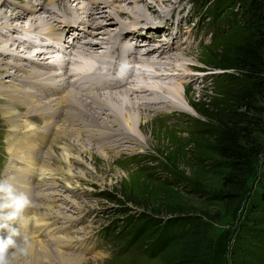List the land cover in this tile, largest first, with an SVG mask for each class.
Returning a JSON list of instances; mask_svg holds the SVG:
<instances>
[{
	"label": "rangeland",
	"instance_id": "1",
	"mask_svg": "<svg viewBox=\"0 0 264 264\" xmlns=\"http://www.w3.org/2000/svg\"><path fill=\"white\" fill-rule=\"evenodd\" d=\"M39 1L33 0L32 2L35 3H32L31 0H0V17H2L0 40L9 39L7 42H0V50H3L0 51L1 85L13 80L10 78L7 65L9 61L15 60L10 58L12 56L9 53L17 55L18 52L21 57L31 54L24 45L19 44L16 48L12 37H19L21 31H28L30 28L51 29L48 25H53L50 14L53 8L47 3L55 4L62 11L65 8L63 3L65 0H54V2L46 0L43 7L47 8L48 13L44 14L38 7L35 14L28 15L27 11ZM205 1L120 0L119 6L115 8L113 5L109 13L104 14L111 18L105 25L108 35H112L108 42L110 46H114L111 47L113 52L122 45L120 38L116 39L118 36L115 34L118 32L132 26L140 29L142 26H163L165 31L161 30L158 35L159 40L156 38L157 41L153 43L166 44L163 39L174 41L171 43L172 46L175 45V50L166 52L167 55L165 54L161 63L167 65L169 62L173 66L170 70L177 69L181 73L185 68H189L193 75L180 81L183 98L178 106L180 105L181 110L172 113L162 110L163 106L160 105L159 100L166 101L169 98L166 97L167 93L163 88L158 98L150 93L144 95L145 101H149L146 103L147 106L151 104L148 109L137 110L142 119L145 115L151 117L146 120L147 122L142 121L140 128L141 133L148 140L147 143L142 144L144 147L128 139L126 131L122 129L123 124L120 126L116 124L115 117L120 116L121 113L124 115L127 107L123 101L112 100L110 96L104 97L105 106L99 105V107L95 104L94 98L85 99L88 104L87 110L80 105L76 111L81 117L77 116L74 110L71 115L69 114L71 117L68 124L57 120L62 126L74 125L83 145L78 146L76 142L69 140L70 145L67 143V148L71 150H68L71 155L67 162H58L56 156H62V149L52 144L53 136H51L49 139L51 144L47 143L38 156L42 155V164L46 161L52 165L54 168L52 172L55 175L52 176L53 174H49L47 170L41 173L40 163L37 162V172H35L39 177L31 188L32 192L29 196L36 195L33 206L38 208L35 212L40 211L39 214L44 215L43 219L48 220L49 224L59 226V237H67V242L61 243L63 253L86 257V261L82 260L78 264H190L192 257H196L198 264L201 262L202 264H264V242L254 240L249 232L253 227L255 232L261 233L264 240V216L262 217L260 212L255 210L259 208L255 206L258 203L264 205V153L256 161L254 172L248 179L244 193L235 199L221 196L224 194L222 179L228 169L215 145L216 134L219 131L217 117L223 116L227 110H235L261 119L255 135L260 137L259 141L264 149V135H262L264 98L256 103L255 114L248 113L245 106L236 102L235 95L246 83L239 78V73L223 68L232 63L235 46L241 44L248 36L242 28L241 22L244 17L242 6L223 4L216 7L217 0ZM87 3L90 8L84 9L80 14L85 21L95 7L93 0H87ZM48 8L51 10L49 11ZM120 9L123 13L119 11ZM20 12L23 16L18 17ZM117 13L121 14L119 18L116 17ZM215 14L217 18L213 19L212 15ZM56 15L60 14L56 12ZM31 17H38L40 20L31 23L29 21ZM60 17L63 19V15ZM93 20L94 24L98 23L96 19ZM18 21H24L23 25L17 23ZM96 29L92 24L86 30L90 36H94V40L100 42L99 35L95 34L98 33ZM100 36L106 39L105 36ZM96 37L98 39H95ZM102 45L104 44H100L101 47ZM88 50L83 51V55L81 53L84 61L88 58L90 61L93 60V55H89L91 50ZM100 52L99 50L97 54L102 61ZM155 55L151 57L152 60ZM184 55H186L184 61L178 59L179 56ZM143 58L141 57V62ZM117 59L124 60L115 58L113 62ZM90 61L82 66L86 67L87 64L90 66L99 60H93V63ZM139 66L144 67L143 62ZM162 71L157 72L162 74L160 73ZM18 76V73L15 74L16 78ZM30 77L29 74H25L22 77L23 81L19 82V87L24 88L26 92L36 86ZM140 77L134 73L131 79L141 87V89L137 86L130 89L131 94L133 93L132 99L135 98L134 92L146 89L147 85L144 88ZM145 77L147 78L148 75ZM150 80L149 78L146 81ZM152 81L157 80L152 79ZM12 82L16 80L10 83ZM175 83L177 81L174 77L169 76L160 80L158 84L161 87H169ZM140 103L141 101L138 102ZM152 103L156 104L154 110L149 108ZM114 104H122V107L119 105L109 114ZM117 110L122 112L119 111V114ZM40 115L33 118L38 120L41 118ZM57 116L59 114L56 112L54 117L57 119ZM42 123H33V125L43 130L40 129L45 126ZM93 125L98 129L115 130L119 134V139L116 138L113 145L109 143L112 142L115 134H104L107 139L96 140V134L101 133L97 132L98 129ZM9 130L12 131L2 113L0 102V173L5 165L7 169L9 168V161L11 163L7 145ZM19 132L23 131L19 130ZM12 134L13 140L15 137ZM50 149L55 159L47 157L44 160ZM83 149L89 153H83ZM97 149L101 150V153H107L108 160L104 159ZM68 171H72L73 174H68ZM4 178L8 177L3 176ZM42 205L45 208H41ZM35 212L32 214L37 215ZM254 216L258 219V224L252 221ZM182 220L185 226L179 227L177 224L171 226V222L177 223ZM32 225L35 226L33 221ZM195 227L199 230L201 238L194 236ZM40 236L37 238L33 236L30 243L41 240ZM41 261L43 264L53 263L51 258H43Z\"/></svg>",
	"mask_w": 264,
	"mask_h": 264
},
{
	"label": "bare ground",
	"instance_id": "2",
	"mask_svg": "<svg viewBox=\"0 0 264 264\" xmlns=\"http://www.w3.org/2000/svg\"><path fill=\"white\" fill-rule=\"evenodd\" d=\"M32 1L33 0H31V2ZM50 1L54 2V0H50ZM76 1L74 0V2H76ZM93 1L95 3L94 9L92 10V12L89 15L87 14L88 15L87 21L81 19V22H82L85 30L87 29V27L89 25H92V24H93L94 28H97L96 31H98V33L96 32L95 34L99 35L98 37H99L100 42H97L96 40H94L93 39L94 36H90L89 33L87 32V30L82 31L79 35H77L75 37V39L77 37H79V40H81V43L84 47L83 49L81 48V50H80L82 52L79 51L80 54L82 53V55H83L84 54L83 51H89L88 49H90L91 52L89 53V55H93L92 56L93 58L92 57L91 58L94 61H96L98 59L99 62L101 63V66H99L94 73L92 70V66L94 64H92L90 66H88L89 64H87L88 67L82 66L83 64H86V62L90 61L89 58L84 63H81L79 66H76L77 69L75 71L77 74H74V75L63 74V76L60 77V76L52 75L50 73V67L37 66L38 68H41L42 70L36 69L34 62H23L22 57L18 52H17V55H13V54L9 53L10 56H12L10 58L14 59L15 61L11 60L8 62L9 63L7 65L9 67L8 71L10 74V78L13 79L11 81L16 80V82L10 83L11 82L10 81L6 85L0 84V102H1L2 113H3L4 117L6 118V120H8V123L10 124V127L12 129V131L9 130V138L7 139L8 151H9L10 157H11V163L9 161L10 166L8 169H10V167L14 165L13 160L15 158H18L20 160L24 159V161L30 162L31 165L37 164V162H38V163H40V166H41V167H39V168H41V170H40L41 173L43 171L47 170L49 174H53L52 176H54L55 174L52 172V171H54V168L52 167V165H50L46 161H44L42 164V160H41L42 155L38 156L39 155L38 150L43 148L40 146V144L42 146H44L47 143L50 145L51 143H50L49 139H51V136H53L52 144L57 145V147H59V149H62V156L61 157L59 155L56 156L58 158L57 159L58 162H62V163H64V161L67 162L68 161L67 159L71 155L68 152V150L69 151H71V150L69 148H67V145L69 144V140L76 142V145H78V146H82L83 143H81V141L79 139L80 136L78 134V131L75 129L74 125L72 127L67 126V125L62 126V125L58 124L57 120L59 122L63 121L64 124H68L69 118L71 117L70 115L73 113L74 110L75 111L78 110L80 108V105H82V107H84V109L87 110L86 108L88 107V104L85 102V99L87 100L88 98H94L95 104H97L98 107H99V105L105 106V104H104L105 99H103V98L106 96H110V98L112 100L123 101L127 107V111L124 114L125 117H123L124 116V115H122L123 113H121L120 116H116V117L114 116L116 118V120H115L116 124L119 126L121 124H123L122 129H124V131H126L125 134L128 136V139L130 141L133 140L134 143L135 142L140 143V145L142 147H144V145H142V144L147 143L148 140L141 133L140 128L144 122H147L146 120H149V118H151L150 116L146 117V115H145V118L142 119V117H140V114L137 113V110L148 109L147 107L151 105L150 104L147 106L146 103L149 101H147V100L145 101V99L143 98L144 95H146L147 93H150V95H153L154 97L158 98L161 95L160 90L163 88V90L167 93L166 97H169V98L166 101L159 100L160 105L163 106V107L160 106V108L162 107L163 111H169L171 113H172V111L181 110L180 105L178 106L179 101L181 102V100L183 98V95L181 94V90L183 89V87H182V82H180V81L185 79V77L190 78V76L193 75L192 70L189 68H185L184 71L182 70V73L177 69H173V71H172V70H170V68L173 67L172 64H170L168 62L167 65H165V64L163 65V63H161V62H163V59H164L166 52H173L175 50V47H174L175 45L172 46V43H171L174 41L169 42L166 39L162 40L164 42H167L166 44L154 45L153 42L157 41L156 37H159L157 34L156 35L152 34L151 38H144V42L147 44V46H145V47H144V43H142V44L140 43L141 41H139L140 38H138L137 34H136L137 35L136 41L131 42L128 46L124 45V44H122V46H121V55L125 56L124 60L131 59L132 53L138 54L139 62H141L140 61L141 57L142 58L144 57L142 59L144 67L143 66H141V67H143V69H148V72H149L148 77L151 79L150 81L147 82L146 80L149 79L148 77L147 78L145 77V76H147V74H144V72H142L143 74H140L139 72H137L138 75L141 76L140 79L142 80V82L144 84L143 85L144 88L146 85L149 88L146 86V89L142 88V89H144L143 91L139 90V91L134 92L135 98H133V99L131 98L133 93L131 94L130 89H134L133 86H130L129 84L123 82L122 80H117V79H114L113 83L119 90L114 91V92H108V93H104V94H98L96 92H93V90H95L96 88L90 87V85L92 84V81L89 82L81 90H76L75 92H70V93L65 91L66 88L70 87V85L67 82L68 79L75 78V81L83 80L86 77L82 76V75H88V74L93 73L92 79L94 80L98 76V74L104 69V65H103L104 62H101L100 59L98 58L99 54H97V52L99 50L101 51L100 52V56H101L100 58H102L103 61H108L112 58V49H111L112 46H110V44L108 42L110 36H112V35H110V36L108 35V30L106 29V25H105V23H107L108 19H111V18H108L104 15L105 13H109V8L105 5V2L106 1L111 2V3L115 2V5H114L115 8L117 6H119V4H121V3H119L120 0H111V1L110 0H93ZM35 2H32V3H35ZM45 2H46V0H40L38 2V4H33L32 8L29 11H27L28 15L29 14L30 15L35 14L38 7H40V11L42 10L44 14L48 13V11L46 10L47 8L43 7V4ZM76 3L77 4L75 6L81 4L79 2H76ZM47 4L48 5L49 4L55 5L52 3H47ZM50 10L51 9H49V11ZM119 11L123 13V10L120 9ZM22 14L23 13L20 12L18 17L23 16ZM50 14H51V18L53 20V25H51V26L54 27V28H52L50 26L51 29H47V31L50 30V31H48V33L50 35H52L50 40L53 42L54 45L60 44L62 46V49H65L66 51L71 50L73 48V46L68 45V43L65 44V38L67 36L65 37L64 35H69L71 33V31L73 29H75L74 26L68 25V24L65 26H61L63 19H61L60 15H56V11H54V9L51 11ZM93 15H95V16L93 17ZM119 15L121 16V14L117 13L116 17L119 18ZM130 15H132V14H130ZM84 16H85V14H84ZM1 18L2 17H0V19ZM93 19H96L98 21V23L94 24L95 21ZM136 19L140 20L141 18H136ZM37 20H40V19L38 17H34V18L30 19L29 21L31 23H34ZM49 21L51 22V20H49ZM23 22L18 21L17 23H20L23 25ZM156 26L157 25H154L151 27L147 26L148 28L142 26V29H147L148 31L155 32V30L157 29V28H155ZM153 28H155V29L153 30ZM137 29H138L137 27H133L131 29V32H135ZM28 30H31V28ZM164 31H165V27L162 30V32H164ZM151 32H149V33H151ZM99 33H101V34H99ZM20 34L21 33H19V35ZM17 35H15V36H17ZM100 35L105 36L106 39H104ZM115 35H117V34H115ZM98 37H96L95 39H98ZM122 37L123 36L120 33L119 37H117L116 39H118V38L123 39ZM14 38L15 37H12V40L15 41L16 48H17V45H19V44L24 45V46L27 44H31V42L29 40L19 41V40L14 39ZM116 39H114V40H116ZM8 40L9 39L5 38V39L0 40V42H2V41L7 42ZM119 41H121V40H119ZM115 42H117V41H115ZM100 44H104V45H102V47H101ZM112 45H113V43H112ZM114 45H115V43H114ZM7 49H9V47ZM144 49H145V51H144ZM146 49H147V51H146ZM0 51H3V50H0ZM153 54H156L154 57V59H156V60H154V59L152 60L151 57L153 56ZM94 55L97 56V58ZM36 56L40 57L41 55L36 54ZM185 56L186 55L179 56L178 59L181 58L184 61V58H186ZM148 57L151 59H149ZM95 58H96V60H95ZM92 61H90V62L93 63L94 61L93 62ZM112 63H110V64H112ZM4 64H6V62ZM105 64H107V62H105ZM30 65H32L33 67ZM22 66H24V67H22ZM73 66H74V64H73ZM155 66H157L158 68H156ZM159 66L161 68H159ZM25 69H28V70H25ZM161 70H163L162 72H160L162 74H159V72H157V71H161ZM21 71H23V73H20ZM0 73L2 74L1 70H0ZM17 73L19 74V76L16 78L15 74H17ZM25 74H29L33 79V83H36V86H34L35 88L33 89V90H35V92H33V93L26 92V90L24 88L19 87V85H20L19 82L23 81L22 77ZM149 75H151V76H149ZM42 76H44V77L42 78ZM133 76H134V72L132 73L131 77H133ZM169 76L174 77V79H175V81H177V83L172 84L171 86L169 85V87H161L158 84L160 82V80H164L165 78H168ZM152 79L157 80V81H152ZM141 80H139L140 83H141ZM133 81H135V80H133ZM29 82H31V80ZM164 84H165V81H164ZM136 86L141 89L139 84ZM132 92H133V90H132ZM137 93H140V94H137ZM121 97H124V98L121 99ZM128 97H130V98H128ZM101 99H103V100H101ZM143 99H144V101H145L144 103L146 105H144ZM137 100L141 101V103L138 104L139 101L137 102ZM109 102L110 101H108V103ZM106 105H108V104H106ZM119 105L117 104L114 107H111V109L109 110V114L113 113L115 111V109L118 108ZM106 107H108V106H106ZM155 107H156V104L152 103V106L149 108H152V110H154ZM134 108H136V109H134ZM160 108L159 109L157 108V109L160 110ZM21 109H23L24 111H22ZM119 109H121L123 111L122 108H119ZM119 111L117 110V112H119ZM122 111H120V112H122ZM56 112H57V114H59V116H57V119L54 117ZM120 112H119V114H120ZM34 113L39 114V115L41 114L42 117L37 120V119L33 118ZM48 113H50L51 116H49ZM76 113H77V116H80L78 111H76ZM101 114H104V112H101ZM96 120H98V119H96ZM140 120H141V122H140ZM142 121H143V123H142ZM41 122H43L42 125H45L43 128H40L43 130H39L35 125H33V123H41ZM93 127L97 128L96 125H93ZM19 130H21L23 132L20 133ZM113 131L111 129H106V130L98 129L97 132H99L101 134H96L97 135L96 140H98V138L101 141L107 139V137L104 134H115V137L113 138L112 142L109 143V145L111 143L113 145L114 140L119 137L118 132H116L115 130H113ZM40 132L42 133V135H40ZM11 134L13 135V137H15L13 140L11 139ZM15 139H16V141H14ZM100 140H98V141H100ZM120 141L121 140H119V142ZM135 144H137V143H135ZM83 150H84L83 153L88 152V151H86V149H83ZM100 151L98 150V152H100ZM52 153H53V151H52V149H50L47 152L46 157H44V160L47 157L54 158L55 156L52 155ZM100 154L102 155V157L104 159L107 158V160H108L107 153L105 154L103 152L102 153L100 152ZM43 174L45 175V173H43ZM68 174H73V173H72V171H68ZM53 178H55V177H53ZM47 181H48V179H47ZM13 182H14L15 186L18 188V190L25 192L28 196L32 192V190H30L25 185L19 183L17 180L11 181V183H13ZM32 197H33L32 195L29 196L30 200L33 202L34 200H32ZM52 201H53V199H52ZM52 206H54V205H52ZM37 208H38V206L34 205L33 207L32 206L28 207L25 210L24 216L28 218V221H27V227L22 229V230H24V232H25L24 234H26L28 236L30 241H31L33 236L37 238L40 235H41L40 236L41 240L30 243L31 244L30 253L27 257L22 258L21 264H43L41 261V259H43V258L44 259L45 258H47V259L51 258L52 262H53L52 264H78L82 260H85L86 257H84V256H72V255H67V254L63 253L64 251H63V246H61V243H63V244L66 243L67 237L66 238L59 237L58 236L59 226L57 227L55 224H49L48 220H44L43 219L44 215L39 214L40 211L35 212V210ZM41 208H45V207H43V205H42ZM33 212H35V214H37V215L39 214L40 216L38 217L37 215H34V214L31 215V213H33ZM32 221L35 223V226L32 225ZM68 240H70V239H68ZM50 244H52V245L50 246ZM67 250H68V248H67Z\"/></svg>",
	"mask_w": 264,
	"mask_h": 264
},
{
	"label": "trees",
	"instance_id": "3",
	"mask_svg": "<svg viewBox=\"0 0 264 264\" xmlns=\"http://www.w3.org/2000/svg\"><path fill=\"white\" fill-rule=\"evenodd\" d=\"M208 1L210 0L205 2ZM223 4L242 6L244 17L241 23L248 36L241 44L235 46L232 63L223 66V68L239 73V78L246 83L241 91L235 94L236 102L245 106L248 109L247 112L253 115L257 110L256 103L264 98V0H217L215 5L218 7ZM216 16L217 14L212 15L213 19H216ZM217 121L219 131L216 134L215 145L228 169L222 179L224 194L221 196L236 199L244 193L248 179L254 172L255 163L264 153L263 146L259 141L260 137L255 135L257 127L261 124V119L235 110H227L223 116L217 117ZM262 135H264V131ZM255 206L259 207L255 210H258L263 217L264 205L258 203ZM253 210L251 209V211ZM252 221H255L254 224H258L256 217ZM175 224L179 227L185 226L184 220L177 221V223L171 222V226ZM197 227H195L194 236L201 238ZM249 232L254 240L264 242L261 233L255 232L253 227ZM190 264H198L196 257L190 259Z\"/></svg>",
	"mask_w": 264,
	"mask_h": 264
},
{
	"label": "clouds",
	"instance_id": "4",
	"mask_svg": "<svg viewBox=\"0 0 264 264\" xmlns=\"http://www.w3.org/2000/svg\"><path fill=\"white\" fill-rule=\"evenodd\" d=\"M33 206L29 196L16 188L9 178L0 179V264H21L30 253V240L24 212Z\"/></svg>",
	"mask_w": 264,
	"mask_h": 264
}]
</instances>
